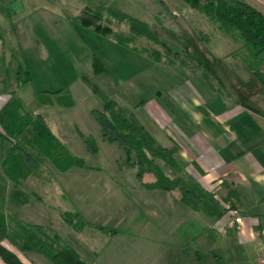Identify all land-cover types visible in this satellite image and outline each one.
I'll list each match as a JSON object with an SVG mask.
<instances>
[{
	"label": "rangeland",
	"instance_id": "1",
	"mask_svg": "<svg viewBox=\"0 0 264 264\" xmlns=\"http://www.w3.org/2000/svg\"><path fill=\"white\" fill-rule=\"evenodd\" d=\"M246 1L264 12V0ZM109 7L150 23L153 30L171 44H177L183 32H187L198 39L201 49L222 57L219 67L227 75V85L237 80L234 74H239L244 63L232 54L240 48V43L217 29L184 0H0L1 55L6 64L15 55L32 74V81L18 94L27 103L28 111L45 115L53 133L73 155L86 162V167L59 171L31 144L30 131L25 132L19 142L41 161L42 172L31 173L19 183L5 178V210L24 221L51 228L77 246L92 264H221L210 254L199 261L195 250L200 245L204 248V244L197 240L183 243L176 252L167 243L174 237L176 221L190 217L192 208L176 202L174 196L165 191L143 189L144 183L136 178L137 168L126 163L123 148L102 136L101 127L92 114L93 109L100 110L104 105L102 96L94 92L92 85H97L118 106L142 120L148 117L140 101L157 97V92H165L177 77L183 76L172 66L157 63L135 48L140 45L158 47L153 41L138 38L129 45L121 44L113 36L99 34L76 21L78 15L100 13L102 26L127 32L124 23L110 16ZM200 36L208 41L199 39ZM33 50L37 54L32 56ZM94 54L105 64V72L95 73ZM192 77L196 84L199 80L206 82L202 74L188 78ZM60 88L70 90L74 99L72 106L59 104L54 95H51L52 103L41 101L39 91ZM257 101L264 106L263 96L258 95ZM78 129L96 139L97 153L87 150ZM9 147L11 143L0 138V162ZM133 156L136 157L135 153ZM158 163L163 165L162 161ZM155 180L153 174L144 176L145 182ZM176 192L181 200L182 189ZM75 211L82 212L89 222L115 229L117 233L102 232L94 227H86L81 232L74 230L64 216L73 217ZM187 226L184 223L178 232L185 233ZM14 250L26 264H53L45 252L24 254ZM175 253L176 263L169 257Z\"/></svg>",
	"mask_w": 264,
	"mask_h": 264
},
{
	"label": "trees",
	"instance_id": "2",
	"mask_svg": "<svg viewBox=\"0 0 264 264\" xmlns=\"http://www.w3.org/2000/svg\"><path fill=\"white\" fill-rule=\"evenodd\" d=\"M184 1L206 16L217 29L240 43V48L232 55L242 59L252 77L241 80L235 92L240 103L264 116V108L257 101L258 95L264 97V12L246 0ZM161 2L163 4V1ZM86 9L88 12V7ZM108 11L111 17L128 27L127 32L114 31L109 26H102L99 22L102 19L100 13H92L89 16L78 15L76 21L99 34L113 36L121 44L129 45L138 38L153 41L158 47L140 45L135 48L140 49L157 63L164 62L172 66L186 78L198 73L202 74L208 86L221 95L232 94V87L227 85L219 72L223 59L201 49L197 38L184 31L182 40L178 39L177 44H171L168 40L161 38L150 23L115 7H109ZM199 39L208 41L205 36H200ZM93 67L97 74L107 70L103 61L95 54ZM0 81L2 92L10 96L0 109L2 129L0 138L11 143V148L0 162L2 171L0 174V261L3 264H26L14 250L16 248L24 254L33 251L45 252V256L53 264H92L81 255L77 246L51 228L24 221L14 214H7L5 178L19 183L31 173L42 172L41 161L19 142L25 132L30 131L33 136L31 144L40 149L59 171L66 172L73 167H86V162L83 158L71 153L53 133L43 115L29 112L17 97L19 89L32 81V74L15 55H12L6 64L0 51ZM92 86L94 92L102 96L104 100L102 109L92 110L93 116L101 127V134L109 142L123 148L126 163L137 168L138 180L143 183L146 174H153L156 180L145 182V187L169 191L182 189L181 201L184 204L209 215H220V207L215 196L203 188L174 158L176 149L160 145L132 112L118 106L117 102L106 96L97 85ZM51 95L56 96L59 104L63 106H72L74 103L68 89L39 92L43 103H52ZM78 133L87 150L93 154L97 153L99 148L96 139L91 135H85L80 129ZM158 161H162L163 165ZM72 215L73 217L64 216V219L78 232L86 227H94L102 232L117 233L115 229H107L89 222L80 211H75ZM76 220L80 223H75ZM46 249L52 252L49 253Z\"/></svg>",
	"mask_w": 264,
	"mask_h": 264
},
{
	"label": "crops",
	"instance_id": "3",
	"mask_svg": "<svg viewBox=\"0 0 264 264\" xmlns=\"http://www.w3.org/2000/svg\"><path fill=\"white\" fill-rule=\"evenodd\" d=\"M35 50L32 56L37 54ZM220 71L226 79L224 69L219 67ZM234 76L237 80L231 83V95L217 93L205 81L196 84L195 76L177 77L165 92L140 101L148 118L139 121L160 145L176 149L177 162L215 196L220 207L221 214L213 216L189 206L193 214L176 221L174 237L167 243L176 252L183 243L201 242L204 248L200 245L195 250L199 261L210 254L221 264H264L256 255L257 249L264 247V116L240 103L235 92L241 80L252 77L251 72L243 64ZM18 92L17 97L29 110ZM9 99L0 82V109ZM158 190L181 201L176 190ZM234 209L243 216L240 227L231 224ZM184 223L188 226L182 234L178 230ZM169 257L177 262V253Z\"/></svg>",
	"mask_w": 264,
	"mask_h": 264
},
{
	"label": "built area",
	"instance_id": "4",
	"mask_svg": "<svg viewBox=\"0 0 264 264\" xmlns=\"http://www.w3.org/2000/svg\"><path fill=\"white\" fill-rule=\"evenodd\" d=\"M233 220L231 222L232 225L240 227L243 225V216L238 210H233ZM256 255L259 261L264 263V247H259L256 251Z\"/></svg>",
	"mask_w": 264,
	"mask_h": 264
}]
</instances>
